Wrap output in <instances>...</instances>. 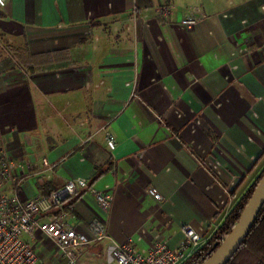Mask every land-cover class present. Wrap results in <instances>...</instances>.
I'll list each match as a JSON object with an SVG mask.
<instances>
[{
    "label": "crops",
    "instance_id": "0c3cea01",
    "mask_svg": "<svg viewBox=\"0 0 264 264\" xmlns=\"http://www.w3.org/2000/svg\"><path fill=\"white\" fill-rule=\"evenodd\" d=\"M191 12L205 17L184 27ZM0 129L25 166L21 199L90 182L70 221L105 217L109 237L82 259L176 247L184 224L204 243L264 167V0H5ZM94 191L112 194L108 212Z\"/></svg>",
    "mask_w": 264,
    "mask_h": 264
},
{
    "label": "built area",
    "instance_id": "2783aa9c",
    "mask_svg": "<svg viewBox=\"0 0 264 264\" xmlns=\"http://www.w3.org/2000/svg\"><path fill=\"white\" fill-rule=\"evenodd\" d=\"M4 4L5 0H0V7ZM157 12L167 18L171 6L161 5ZM204 17L203 13L191 12L181 19V24L191 28ZM105 139L108 148L114 149V135L107 131ZM42 163L50 167L47 159L43 158ZM25 174L24 164L9 155L0 129V264H84L81 254H91L95 243L109 237L105 217H94L85 229L70 221L66 202L85 189L88 180L77 176L49 194L21 199L18 192ZM146 191L158 201L163 199L154 187ZM94 197L102 211L108 212L112 194L94 191ZM182 230L184 241L176 247L158 238L145 250L131 243H113L112 264H201L191 257L202 245V236L189 224H184ZM38 233L51 241L49 246L43 245L44 251L38 250L42 245Z\"/></svg>",
    "mask_w": 264,
    "mask_h": 264
},
{
    "label": "trees",
    "instance_id": "16d2710c",
    "mask_svg": "<svg viewBox=\"0 0 264 264\" xmlns=\"http://www.w3.org/2000/svg\"><path fill=\"white\" fill-rule=\"evenodd\" d=\"M263 173L264 167L227 212L222 224L218 226L209 239L202 243V245L193 253L191 259L198 260L202 263L213 252L219 242L239 219L244 205L251 196L256 183L261 178ZM89 184L90 182H88L87 187ZM234 191L235 188L232 194H234ZM73 199L71 198L66 202V208L70 207ZM226 264H264V203L253 225L249 229L248 234Z\"/></svg>",
    "mask_w": 264,
    "mask_h": 264
},
{
    "label": "water",
    "instance_id": "95a60500",
    "mask_svg": "<svg viewBox=\"0 0 264 264\" xmlns=\"http://www.w3.org/2000/svg\"><path fill=\"white\" fill-rule=\"evenodd\" d=\"M264 203V173L244 205L239 219L201 264H226L242 243Z\"/></svg>",
    "mask_w": 264,
    "mask_h": 264
},
{
    "label": "rangeland",
    "instance_id": "374dc122",
    "mask_svg": "<svg viewBox=\"0 0 264 264\" xmlns=\"http://www.w3.org/2000/svg\"><path fill=\"white\" fill-rule=\"evenodd\" d=\"M39 244H43L45 246H49L51 244V241H49L48 239H42L41 242H39ZM41 245H38V248H41L40 247ZM96 254H93V255H88L86 257V255L83 257V263L84 264H106V261L104 260H100L98 259L97 256H95Z\"/></svg>",
    "mask_w": 264,
    "mask_h": 264
}]
</instances>
